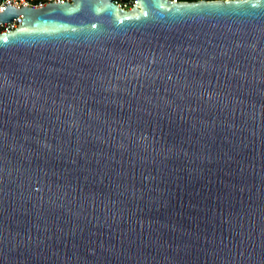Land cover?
Instances as JSON below:
<instances>
[{"label": "water", "instance_id": "1", "mask_svg": "<svg viewBox=\"0 0 264 264\" xmlns=\"http://www.w3.org/2000/svg\"><path fill=\"white\" fill-rule=\"evenodd\" d=\"M0 264H264V0L7 5Z\"/></svg>", "mask_w": 264, "mask_h": 264}, {"label": "built area", "instance_id": "2", "mask_svg": "<svg viewBox=\"0 0 264 264\" xmlns=\"http://www.w3.org/2000/svg\"><path fill=\"white\" fill-rule=\"evenodd\" d=\"M57 1V3H64V1L70 2L71 0H0V11L7 7V5H13L16 8H20L21 5L38 8L46 5L49 2ZM178 1V0H173ZM114 3L118 4L123 8H130L136 0H113ZM21 23V15L13 18L11 21H0V32H9L18 27Z\"/></svg>", "mask_w": 264, "mask_h": 264}, {"label": "trees", "instance_id": "3", "mask_svg": "<svg viewBox=\"0 0 264 264\" xmlns=\"http://www.w3.org/2000/svg\"><path fill=\"white\" fill-rule=\"evenodd\" d=\"M186 1H193V0H186Z\"/></svg>", "mask_w": 264, "mask_h": 264}]
</instances>
